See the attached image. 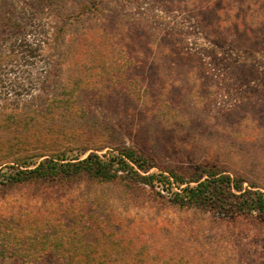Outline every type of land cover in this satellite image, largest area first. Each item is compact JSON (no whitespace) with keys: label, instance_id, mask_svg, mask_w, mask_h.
I'll return each instance as SVG.
<instances>
[{"label":"rangeland","instance_id":"374dc122","mask_svg":"<svg viewBox=\"0 0 264 264\" xmlns=\"http://www.w3.org/2000/svg\"><path fill=\"white\" fill-rule=\"evenodd\" d=\"M19 1L0 0V18L15 3L13 21L27 27L32 14L19 12ZM52 1L39 6L33 1L40 16L37 31H47L38 59L23 66L28 77L23 82L37 77L35 89L9 109L16 97L5 91L17 89V71H7L8 80L0 82V166L13 164L15 155L61 148L84 157L133 145L150 157L147 172L173 169L202 179V166L214 165L241 175L242 187L264 190V48L256 40L251 46L250 38L240 45L233 31L228 37L216 34L213 12L199 9L222 2L221 17H243L256 9L249 10L250 3L261 4L263 11L264 0ZM82 4L85 11L80 8L79 14ZM75 15L80 20L72 23ZM90 26L112 39L101 33L72 41ZM2 27L0 41L20 31ZM147 31L157 41L165 35L181 53L167 61L159 55L163 47L153 46L147 57L154 60L134 65L146 56L141 52ZM144 187L86 175L0 185V215L73 205L92 216L121 220L122 233L95 239L99 250L78 247L80 238L55 243L53 253L74 259L98 253L116 254L130 261L126 264H264V220L238 216L221 203L178 206L166 191L155 187L158 196ZM64 242L77 243L62 252ZM7 261L0 254V264Z\"/></svg>","mask_w":264,"mask_h":264},{"label":"trees","instance_id":"16d2710c","mask_svg":"<svg viewBox=\"0 0 264 264\" xmlns=\"http://www.w3.org/2000/svg\"><path fill=\"white\" fill-rule=\"evenodd\" d=\"M33 1L20 0V6L18 5L19 12L23 11L25 13L24 11H27L32 14L27 27H24L23 24L18 25V27V22L13 21L17 5L15 3L5 11V18H0L2 28L17 27L20 30L16 34L8 35L0 41V82L4 83L8 80L7 71H17L15 77L19 78L16 84L17 89L10 88L7 93L5 91L6 95L14 94L16 97L9 102L10 105L7 106L9 109L17 108L19 98L30 94L35 89L37 77L33 78V80L27 79L26 83L23 82L24 78H28L25 77L27 75H22L25 71L23 66L34 63L40 56L39 52L42 45L46 43L47 31H37L36 28L40 25L39 21H37L40 16H37ZM42 1L36 0L38 6L43 3ZM47 1H50V3L54 2L52 0ZM49 4L47 3L46 6ZM260 5L257 2L248 4L247 8L249 10L252 6L256 7V9L248 16L247 13L244 14L243 17H221L219 11L223 8L222 2L217 6L214 2L209 1L205 5L200 4L199 9L213 12L214 31L216 34L228 37V33L230 34L233 31V40L239 42L240 45L243 44L244 40L250 38L251 46H253L252 41L255 43L256 40L258 46L264 48V10L261 12L258 10ZM85 7L86 5L82 4L76 10L79 11V14H82L85 11ZM78 17L75 15L71 22H79L80 19ZM204 17L207 18V16ZM61 28H63V25L58 29ZM95 28L97 27H83L82 31H79L72 41L85 42L86 39L91 37L100 38L101 33H107L108 37L112 39V35L106 30L97 34L95 33ZM251 29H256L254 34L250 32ZM146 35L148 42H145V53L141 52L146 56H144L143 60L135 59L134 65L142 61L146 63L149 57V55L147 57V52L150 53L153 46L163 47L159 49V55H162L167 61L174 55L177 56L181 53L171 43H168L169 38L165 35H161L158 41L152 32L147 31ZM92 42L95 41L93 40ZM112 43L113 41L109 45H112ZM137 52L139 56L140 51ZM260 52L264 51L261 50ZM149 58L152 61L154 60V56ZM128 60L131 59L129 58ZM7 65L11 67L7 69ZM188 74H186V77ZM39 109V107L34 108L35 111H40L41 113ZM29 136L31 137V134ZM29 138L25 136V141ZM6 141L9 142L8 140ZM15 156L18 157H15L13 164L0 166V185L25 184L39 181L59 182L86 175L104 181H122L129 186L138 184L142 190H146L144 186H149L159 196L160 191L155 188L158 187L160 190L166 191L169 200L178 206L221 203L225 208L230 207L238 216L264 220V190L244 188L242 187L244 179L241 175L236 178L234 177L236 174L233 175V173L214 165L202 166L204 174L202 179H188L182 173L173 169L159 168L157 172H147L146 168L152 164L148 161L150 157L133 145H122L116 149L112 148L103 154L91 151L84 157L69 156L65 149L61 148L49 153H36L22 157L19 155ZM191 181L194 183L191 184ZM233 189L239 191V193H234ZM232 196L235 197L233 202L229 201ZM120 222L121 220L114 222L111 219H106V217L89 215L84 211H80L77 207L74 208L73 205L61 210L34 211L25 209L15 213H4L0 215L1 258H8L6 264H123L122 261L126 264L125 261L128 263L130 261L126 258H118L116 254L103 257L97 253L96 255L92 254L74 259L71 254L53 253L55 243H62L61 241L64 240L78 241V238H80V246L78 247H83L86 250L96 248L95 239L122 233L119 226ZM64 243L67 244L66 242ZM76 243L75 245L58 246L60 251L63 252L71 248L74 250ZM112 249V247L109 248L111 252H114L115 250ZM96 250L99 249L96 248ZM139 258L136 259V262L144 261Z\"/></svg>","mask_w":264,"mask_h":264}]
</instances>
